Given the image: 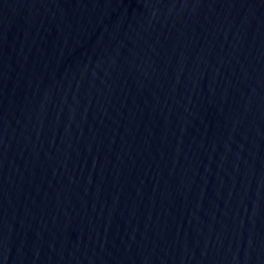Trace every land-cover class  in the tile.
<instances>
[{
    "label": "water",
    "instance_id": "obj_1",
    "mask_svg": "<svg viewBox=\"0 0 264 264\" xmlns=\"http://www.w3.org/2000/svg\"><path fill=\"white\" fill-rule=\"evenodd\" d=\"M0 264H264V0H0Z\"/></svg>",
    "mask_w": 264,
    "mask_h": 264
}]
</instances>
